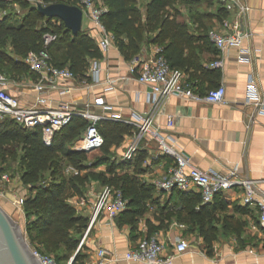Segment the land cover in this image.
Masks as SVG:
<instances>
[{
	"label": "trees",
	"instance_id": "trees-1",
	"mask_svg": "<svg viewBox=\"0 0 264 264\" xmlns=\"http://www.w3.org/2000/svg\"><path fill=\"white\" fill-rule=\"evenodd\" d=\"M100 1L106 7L101 21L112 34L114 46L125 60L138 55L142 47L154 44L162 48L169 66L183 73L193 67L194 43H210L203 19L215 17L221 22L228 14L219 0ZM37 3L77 5V0H0V74L5 76L2 69L7 67L20 74L24 72L27 78L33 77L24 58L30 51H39L42 35L51 32L57 35V40L47 49L51 63L59 68H69L79 80L89 81V60L103 58L95 40L83 29L73 35L61 20L41 15L36 8ZM177 4L185 8L187 19L197 23L194 29L185 20L178 19L183 12ZM201 5L205 8L202 9ZM199 68L208 71L207 68ZM187 81L197 85L200 80L192 76ZM86 125L84 119L75 116L55 133L50 145H46L39 126L27 129L12 119L0 120V173L17 164L20 183L27 189L22 204L26 239L33 250L41 254L53 253L56 264L60 259L73 256L71 264H84L87 258L84 244H79L88 217L79 212L68 198L72 195L84 197L91 181L113 186L122 192L127 203L117 218L127 223L131 231L136 230L138 219L155 201L153 193L158 192L153 184L139 180L136 175L141 169L142 154L130 161H116L111 151V147H119L125 136L132 134L133 127L125 122L99 121L97 127L104 139L99 149L101 154L89 164H82L86 152L73 147ZM64 160L77 169L76 174L70 177L62 175ZM101 166L105 169L95 170ZM131 167L132 174L127 171ZM81 171L85 173L80 174ZM172 192L186 201L175 211L176 215L180 218L184 213L190 219L194 226L192 229L197 230L208 253L213 241L230 235L235 236L240 248L255 246L259 241L256 235L245 233V221L235 220L227 214L216 216V203H202L200 193L192 196L190 192L181 190ZM199 203L201 205L196 211L195 205ZM248 207L235 206L234 209L247 213ZM146 234H154L149 223Z\"/></svg>",
	"mask_w": 264,
	"mask_h": 264
},
{
	"label": "crops",
	"instance_id": "crops-1",
	"mask_svg": "<svg viewBox=\"0 0 264 264\" xmlns=\"http://www.w3.org/2000/svg\"><path fill=\"white\" fill-rule=\"evenodd\" d=\"M238 2L247 6L248 10L242 14V17L237 15V11L234 15L226 10L228 14L224 19L229 21L230 18L233 22L239 20L240 29L247 34L242 44L220 54L208 40L205 45L202 41H196L194 51L192 50L195 53L192 58L193 67L183 73L182 87L190 84L187 79L194 76L200 81L197 85H192L201 93L223 85L226 90L224 101L196 102L179 95H172L162 104L155 116L154 130L166 138L169 144L183 152L192 166L210 175L225 174L236 168L240 178L254 182L257 198H264V108L258 103L264 104V0H238ZM179 8L182 12L185 10L183 7ZM178 19L185 20L192 29L197 26V23L187 19V15L183 14ZM221 22L215 17L203 19L208 32L212 29H221ZM87 23L86 29L82 26L81 29L91 33L89 21ZM156 47L157 45L154 44L142 47L141 56L151 55ZM242 50L248 51L249 61H238V55ZM220 56L223 67L214 71L210 64ZM98 60L101 67V82L91 87L76 86L71 99L78 106H82L85 102H92L96 96H102L106 104L112 107L111 112L119 113L124 120H129L134 112L148 111L146 93L149 87L139 83L134 77L118 80L111 91L103 90L105 79L128 77L129 60H125L115 46ZM199 67L207 68L208 71H202ZM250 80L257 89L258 98H249ZM5 87L20 100L22 105L34 104L36 92L31 85H21L17 88L7 82ZM44 96L52 101L53 106L61 99L55 91ZM93 109L94 112L103 113L101 107L96 106ZM168 117L172 118V127L167 126ZM128 141V136H125L119 147H111V151L117 153L119 160ZM141 154V169L136 175L139 180L154 185L155 180L168 174L173 159L161 153L158 142L150 135L144 136L133 159ZM127 171L132 174L133 168ZM102 188L103 185L91 181L84 197L74 196L76 200L85 198L87 201L81 209V211L86 209L84 213L81 212L86 217ZM2 189L5 191L8 187ZM188 192L192 196H198L200 193L194 187ZM5 194L8 196L9 193L5 192ZM242 197V187H235L218 193L210 203H216V216L227 214L233 216L235 220L245 221V233L256 235L260 240L255 246L247 245L240 248L235 236L230 235L213 241L211 251L208 253L203 239L197 235L196 229H192L194 226L190 219L184 213L178 218L175 213L184 205L185 199L179 198L174 192L156 191L153 193L155 201L149 204L148 210L138 219L135 231H131L130 226L120 217L111 220L104 214L100 215L97 224L83 242L87 254L84 264H96L99 249L106 250L109 255L119 256L118 260L105 264H137L126 261L122 255L146 235L147 223L151 225L154 234L164 245L165 254L172 253V248L179 237L185 238L189 243L187 251L176 255L171 264H264V225L260 223V212L256 206H249L247 213L236 212L235 206H245ZM200 205L201 203L195 205L196 211ZM22 219L24 222L23 213ZM218 226L220 227L221 224Z\"/></svg>",
	"mask_w": 264,
	"mask_h": 264
},
{
	"label": "built area",
	"instance_id": "built-area-1",
	"mask_svg": "<svg viewBox=\"0 0 264 264\" xmlns=\"http://www.w3.org/2000/svg\"><path fill=\"white\" fill-rule=\"evenodd\" d=\"M220 1L227 11L236 10L239 17H242V14L248 10V7L240 4L238 0ZM77 6L90 23L92 32H86L95 40L100 51L103 54L106 53L114 46L112 34L105 29L101 21V15L106 11V7L100 0H77ZM246 36L247 34L240 29L239 20L230 23L224 19L221 22V29H212L208 32L209 41L220 54L229 48L239 47ZM56 40L57 35L55 33H44L42 35V48L39 51H30L24 58L25 64L33 74V77L27 78L25 86L31 85L36 92L34 104L22 105L20 100L6 89L7 79L0 74V120L9 118L27 129H34L39 126L44 143L50 145L56 132L69 123L73 117H80L87 122V125L83 135L76 141L73 148L85 152L99 150L104 143L103 136L97 127L99 121L125 122L133 127V131L128 136V145L120 156V161H130L134 158L145 135L155 138L161 153L173 159L168 174L154 182L158 191L169 193L176 189L188 192L194 187L199 190L202 203H210L216 194L235 187H242L243 204L256 206L260 212V223L264 225V198H257L252 180L240 178L236 168L225 174L210 175L192 166L189 158L183 152L169 144L166 138L154 130L155 116L170 96L179 95L196 102L221 103L224 101L226 92L223 85L211 88L205 93L199 92L192 84L182 87L183 72L170 67L162 54V48L157 46L151 55L143 57L139 53L128 61V77L107 78L104 81L103 90L105 92L113 90L118 80L129 77H134L139 83L149 87V91L146 93L148 111L134 112L129 120H124L119 113L111 112L112 107L106 104L102 96H96L92 102H85L82 106H78L71 99L76 86L91 87L101 82L100 63L98 59L89 60L87 75L90 80H79L69 68H59L51 63L47 49ZM238 61H249L247 50L240 51ZM210 66L222 68L221 56ZM52 91L57 92L61 97L55 106L52 105L51 100L44 96V94ZM248 92L249 98H258L257 89L252 80L249 81ZM258 103L264 108L262 102ZM96 106L101 107L103 113L94 112L93 107ZM172 125V118L168 117L167 126L172 127ZM9 184L10 175L6 172L0 173V194L3 192L2 188H6ZM23 201L24 197L21 196L15 199L13 203L20 207ZM86 203L85 198H82L76 200L74 206L79 211ZM126 203L127 200L119 189L104 185L91 204L88 223L79 246L83 244L88 233L97 224L100 215L104 214L112 220L125 209ZM188 248L187 240L179 237L172 248V253L165 254L164 245L158 237L155 234H146L122 257L126 261L137 264H171L176 255L184 253ZM33 253L40 264H56L50 257L43 256L35 250ZM97 257L96 264H105L119 259L117 254L109 255L104 249L97 251Z\"/></svg>",
	"mask_w": 264,
	"mask_h": 264
},
{
	"label": "water",
	"instance_id": "water-1",
	"mask_svg": "<svg viewBox=\"0 0 264 264\" xmlns=\"http://www.w3.org/2000/svg\"><path fill=\"white\" fill-rule=\"evenodd\" d=\"M38 12L47 18H56L76 35L81 31L82 10L77 5L64 3H37ZM74 256L70 258L71 264ZM0 264H40L26 240L20 225L0 206Z\"/></svg>",
	"mask_w": 264,
	"mask_h": 264
},
{
	"label": "rangeland",
	"instance_id": "rangeland-1",
	"mask_svg": "<svg viewBox=\"0 0 264 264\" xmlns=\"http://www.w3.org/2000/svg\"><path fill=\"white\" fill-rule=\"evenodd\" d=\"M140 3L142 4V2H140ZM201 6H202L201 8H204V5H201ZM177 7H181L182 8V6L179 5V4H177ZM235 11L236 10H230L229 13L235 15ZM183 14L184 15H188V13H187L186 10H183ZM87 21H88L87 18L85 16H83V18H82V28L83 29H86V26L88 24ZM229 22L230 23L231 22L233 23V19H230L229 18ZM2 70L4 71V73H6L5 74V77L7 79V82H10L13 87H17L18 88L21 85L22 86L25 85V82L27 81V77L25 76L24 72L20 74V73H17V72L12 71L11 69L9 70V68H7V67H3ZM100 154H101V151L100 150L86 152V156H85V159L82 160V164H89V162L95 156L100 155ZM114 156L116 158V161H118L119 158L117 156V153H114ZM61 167H62L61 168L62 175L63 176H66V177L73 176L77 172V169L71 163H68L65 160L62 162ZM104 169H105V166H101V167L95 168V170H104ZM6 173H8L10 175V184L7 186L8 189H6L5 191L2 192V194H0V206L9 214V216L14 221H16L20 225L21 229L23 230V232L25 234V231H24V222H23V219H22V213H23V211L21 212L22 205L20 207H18L13 202H14L15 199H18L21 196L24 197L27 194V189H26V187H24L20 183L18 166H17L16 163L10 169H8L6 171ZM84 173H85V171H81L80 172V174H84ZM5 192H8L9 193L8 196H6ZM75 196H77V195H75ZM5 198H7V199L5 200ZM12 198H13V200H12ZM8 199H10V200L8 201ZM68 200L73 205L76 202V198H74L73 195L70 196L68 198ZM85 210L86 209L84 208L82 211L79 210V212H83V211L85 212ZM25 237H26V235H25ZM259 241L257 242L258 244H259ZM41 255L50 257L53 260L55 258V256H54L53 253H43ZM69 260H70L69 258L60 259L59 260V262H60L59 264H68Z\"/></svg>",
	"mask_w": 264,
	"mask_h": 264
}]
</instances>
